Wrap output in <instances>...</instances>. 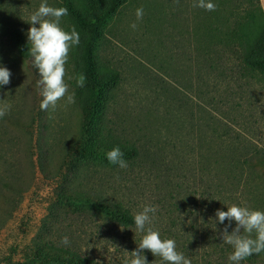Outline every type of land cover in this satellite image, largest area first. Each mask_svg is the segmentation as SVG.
I'll list each match as a JSON object with an SVG mask.
<instances>
[{"label":"rangeland","instance_id":"374dc122","mask_svg":"<svg viewBox=\"0 0 264 264\" xmlns=\"http://www.w3.org/2000/svg\"><path fill=\"white\" fill-rule=\"evenodd\" d=\"M68 1L47 0V4L68 9ZM42 2L44 0H0V66L12 74L10 84L0 86V100L11 105L6 115L19 119V123L34 119L31 129L14 131L19 138H15L8 151L7 164H0V174L16 182L21 190L9 205L2 202L0 205L7 209L13 207L10 219L0 230V264H47L41 252L35 250H42L41 246L51 239L58 240L62 227L73 223L75 217L69 215L72 208L60 203V196L69 191L73 181L86 187L95 180V188L102 180L106 185L120 183L130 189L129 194L137 195L139 210L151 205L164 215L165 209L170 208V218L180 215L188 221L190 212L216 207L205 200L210 185L201 179L211 174L210 178L214 177L211 182L214 181L210 189L217 195L218 189L222 191L218 183L233 182L237 187L238 193L234 196L237 198L232 199V203L226 202L227 206L235 204L264 211V175L242 166L245 155L264 153V79L241 67L233 50L226 51L224 60L216 58L223 54L222 49H236L233 35L240 30L239 24L248 13L253 11L256 20H260L256 0H211L217 8L206 11L205 15L204 9L193 7L197 0H118L91 47V75L85 76V82L92 84L94 99L90 112L84 115L79 112L76 97L75 103H68L67 95L54 110L51 107L41 110L42 87L32 56L29 54L27 61H23L11 42L7 43L12 31L18 30L30 50L29 18ZM71 2L86 15L100 4L99 0ZM141 6L144 16L137 20L135 13ZM133 23L137 25L135 29L131 27ZM60 26L68 32L75 26L78 33L92 28L73 10H68V15L61 18ZM174 28L181 35L182 49H179L184 56L176 54L173 47L171 31ZM75 49L76 46L70 49L65 65L68 95H75L80 88ZM214 49H220V53ZM196 65L212 78L208 76L200 83L191 72L197 69ZM103 74L111 75L105 83L100 80ZM170 84L183 87L179 96H184L182 99L188 107L187 119H196L203 125L181 143L172 134L174 130L170 131V118L162 116L170 110V92L166 90H170ZM27 132L33 135L31 144H28ZM113 143L137 144L142 150H150L146 155L152 158L164 157L179 163L183 173L175 180L178 186L175 185V192L170 191V200L157 204L161 181L157 182L153 173L140 166V161H129L127 157L123 159L128 167L120 172H108L100 180L92 173L86 175L96 167L116 166L107 160L104 146ZM171 144H176L183 153L170 158ZM46 148L50 156L46 169L42 170L38 157ZM215 150L223 156L222 167L214 161L208 168L206 156ZM3 154L4 147L0 144V155ZM189 164L195 170L187 171ZM55 165H59L60 170L54 174ZM84 170L80 177L78 173ZM5 184L3 180L0 189L6 190ZM108 193L110 199L113 194ZM244 194L247 197H243ZM221 207L219 204L216 210L222 211ZM154 227L167 232V218H160ZM120 242L128 243L123 239ZM175 242L176 246H185L186 258L196 249L185 237L184 240L176 237ZM145 251L148 257L152 256ZM209 254L213 264L223 263V258H216V252L210 250ZM55 260L50 259L52 264L68 263ZM248 264H264V257L252 259Z\"/></svg>","mask_w":264,"mask_h":264},{"label":"trees","instance_id":"16d2710c","mask_svg":"<svg viewBox=\"0 0 264 264\" xmlns=\"http://www.w3.org/2000/svg\"><path fill=\"white\" fill-rule=\"evenodd\" d=\"M117 2L118 0H99L100 4L96 8L90 10L87 15L82 13L80 9L78 10L75 8L71 0L67 2L68 10H73L78 18L84 17L92 27L85 32L79 33L80 43L75 49V68L80 75L83 74L86 77L87 75L88 77L91 75V72H89L91 71L92 64L91 47L99 35V28L115 9ZM256 2L258 3L257 9L260 13V20H256V15L253 11L248 13L245 20L239 24L240 30L233 35L236 49H222L223 54L217 55L216 58L224 60L226 51L233 50L235 52V59L241 67L248 70L249 73H255L264 79V14L259 0H256ZM203 14H206V10H204ZM171 39L176 54L184 56L181 50L182 48L180 47L181 35L176 31V28L171 31ZM9 42H11V47L17 51L20 58L23 61H27V57L30 54L29 47L18 30L12 31L7 40V43ZM214 50L220 53V49ZM209 60H213V58ZM196 66L197 69H193L191 72L196 74V79L199 80L200 83H202L204 79H207L208 76L212 78L211 75L208 74L207 76L203 71L201 72V66ZM110 76V74H103L100 79L101 82L105 83L109 80ZM181 89H183L182 86L177 87L174 84H170V90L169 88L166 89L170 92V110L165 111L162 115L164 119L170 118V131L174 130L172 134H175V138L179 143L183 142V139L193 135L194 132L200 131L203 127L200 121H196V119L193 118L187 119L185 116V111H187L188 107L184 104L182 99L184 96H179L182 92ZM75 97L79 112L83 115L89 113L94 99L92 84L85 82L83 88L80 87L75 91ZM172 103H174V106L171 105ZM158 104L160 105V103ZM33 120L34 119H31L29 122L21 121L19 123V119H14L8 115L0 118V144L4 147V154L2 156L0 155L1 165L4 166L7 164L8 151L11 150L15 138H19L18 133L14 131L31 129ZM208 128H210L211 132L213 131L211 127ZM27 133L29 136L28 144H31L33 135L30 132ZM104 146L107 149H105L107 153L113 148L119 147L124 153L123 157H127L129 161H140V166H145L149 173H153L157 182L161 181L162 185L158 187L161 189V196L157 199V204H160L163 200H165V202L170 200V197H168L170 194L172 195L170 191L175 192V185L178 186L175 180L176 178H180L183 173L179 163L171 159L168 161L164 157L162 159L158 157L152 158L151 155H146L150 150H142L137 144L118 145L113 143ZM171 148L170 158L178 156L184 151L179 150L176 144H173ZM49 156L50 153L47 148L43 154L39 155L38 162L42 170L46 169ZM206 157V165L208 168L214 161L219 164L220 168L222 167L221 158L223 156H221L217 150L212 151V153L208 154ZM242 163V166L245 168L261 171L262 173L260 172V175H264V153H260L259 151L256 153L251 152L249 155L244 156ZM223 166L226 165L224 164ZM54 168V174L60 170L59 165H55ZM193 170H195V168L189 164L187 171L191 172ZM85 171L86 170L78 173L80 177ZM120 171L121 168L116 165L113 167H96L85 174L88 175V173H92L94 177L100 180V177L104 179L105 174L107 175L108 172L113 174ZM192 175H194V173H191V176ZM211 176V174H208V176L205 174L203 176L204 178H201L203 179L202 182H206L210 187L212 186L211 183L214 181L211 182V180L214 179V177L210 178ZM3 180L4 183H6V190L0 189V193H2L0 194V205H2L1 202L5 205H9L14 201L13 196H19L21 190L16 182L0 174V185L3 184ZM95 183L96 181L93 180V184L89 182L86 187H82L81 184H77L76 181H73L69 186V191L64 192L60 196V203L72 208L71 213H67L75 217V219H73V223H68L62 227L63 232L57 235L59 237L58 240L56 239L53 241L51 239L44 243L41 246L42 250L36 248L35 252L39 250L43 258L46 259L47 264H52L50 259H56L55 262L67 260L68 263L64 264H98V262L99 264H130L131 256L127 252L134 251L138 247L143 234H145H138L134 223L135 214L141 211L136 207V205L139 204L136 197L137 195L132 193L129 194L130 189L128 187H123L120 183L116 185H109L107 183L106 185L105 181L102 180L101 184L99 181L100 185L98 188H95ZM233 184V182L229 185L218 183V186L221 185L220 187L222 188V191L219 189L217 191L219 196L208 187L205 200L209 204H216V207L222 204V211H227V207L229 206L226 205V202L232 203V199L237 198L234 197L236 196L235 194L238 193L237 187ZM73 189H75L74 192ZM108 192H112L116 197L112 195L109 199L111 194ZM117 194L120 196H117ZM177 196H181L180 192H177ZM244 196L247 197V194H244L243 197ZM216 207L209 206L205 211H192L187 214L188 221L184 220L180 215L175 219L170 218V208L165 209L166 212L164 215H162L163 211H156L153 215L152 224L149 226L152 227L153 230L158 231L162 239L176 240V237H180L181 240H184V237L189 239L190 243L196 247L195 250L190 251L189 259L191 260V264H213V261L210 259V250L211 252L217 253L216 255L218 257L216 258H223L222 264H232V262L228 260V256L232 253V246L224 244L221 239V232L226 225H229V221L225 220L223 224L215 222ZM12 210L13 207L7 209L0 206V230L10 219ZM162 217L167 218L169 227L167 232L154 227L156 221ZM86 220L89 222H86ZM63 221H65V218L60 221L61 226L64 224ZM235 227L236 224L231 222V225L228 227V232L231 233L232 229ZM180 232L182 233L180 234ZM187 234H191L194 239ZM64 236H67L70 241L67 246L61 244V239ZM120 239L126 240L128 243L120 242ZM176 250L183 253L185 246L178 245L176 246ZM143 255L146 257L148 264H167V262L162 261L159 256L154 257L152 255L148 257L145 250ZM258 257H264V252H261L259 255L253 254L246 260L241 261L240 264H248L252 259ZM14 264H18V262ZM214 264H221V262L217 261Z\"/></svg>","mask_w":264,"mask_h":264},{"label":"clouds","instance_id":"9594fccd","mask_svg":"<svg viewBox=\"0 0 264 264\" xmlns=\"http://www.w3.org/2000/svg\"><path fill=\"white\" fill-rule=\"evenodd\" d=\"M193 7L206 11H215L217 8L211 0H197ZM135 14L137 20H142L143 6L137 8ZM67 15V8L48 6L47 0H44L38 10L29 18L28 24L31 26L28 29L27 37L31 44L29 52L33 58L32 64L40 76L39 84L42 87L41 95L43 97L40 104L41 110H47L49 107L54 110L58 102L66 95L68 103H75L74 93L68 95V85L65 83V65L69 59L70 49L79 45L80 35L75 26L70 32L60 26L61 18ZM131 27L135 29L137 25L133 23ZM11 75L6 67L0 66V86L10 84ZM85 80L86 77L83 74L79 75L77 85L83 88ZM10 107L9 103L0 100V118L6 115ZM123 156L124 153L119 147L113 148L106 154L110 163L125 169L128 167V163L123 159ZM156 210L155 206L145 205L143 210L134 216L137 232L145 234H143L138 247L132 252H127L131 256L130 264H148L143 255L144 250L149 251L154 257L159 256L167 264H191L189 258L176 250L175 240L162 239L160 233L149 226L152 224ZM215 218V222L219 224H223L225 220L229 221V225H226L221 232V239L224 244L232 246L233 251L228 256V260L232 264H240L241 261L253 254L259 255L264 252V211L250 210L248 207L233 204L227 207V211L217 210ZM233 221L236 227L229 233L228 227ZM69 243L67 236L62 237L61 244L67 246Z\"/></svg>","mask_w":264,"mask_h":264},{"label":"crops","instance_id":"0c3cea01","mask_svg":"<svg viewBox=\"0 0 264 264\" xmlns=\"http://www.w3.org/2000/svg\"><path fill=\"white\" fill-rule=\"evenodd\" d=\"M260 6L262 8L263 14H264V0H259Z\"/></svg>","mask_w":264,"mask_h":264}]
</instances>
